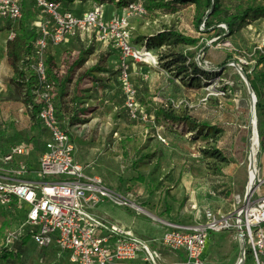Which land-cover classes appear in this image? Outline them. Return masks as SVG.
Returning <instances> with one entry per match:
<instances>
[{
	"label": "rangeland",
	"instance_id": "1",
	"mask_svg": "<svg viewBox=\"0 0 264 264\" xmlns=\"http://www.w3.org/2000/svg\"><path fill=\"white\" fill-rule=\"evenodd\" d=\"M18 1L23 8L21 19L26 18L30 22L34 18L35 1ZM85 1L75 0L78 4ZM91 1L99 3L102 0ZM174 1L105 0L107 8L104 9L102 5L103 14L106 17L108 8L113 7L120 15H124L129 12V3L143 4L145 14L130 18L135 36L133 43L141 47L149 39H163L160 38L157 41L159 45L157 43L154 48L146 46L157 60V68L146 63H132L130 84L138 90V99L142 104L150 100L159 107H171L181 116L191 115L197 124L210 128H194L188 123L165 124L162 117L156 118L154 126L150 122L131 118L125 107L126 93L118 76L109 83L103 75L94 74L93 79L84 83L81 96L84 104L96 99L93 90H101L106 97L102 102H97V106H101L97 110V118L102 123V131L100 133L99 128L97 136V172L105 177L106 182H112L117 176L115 180L118 179L119 184H130L127 191L136 197V202L161 220L176 218L172 220L200 224L206 222L207 211H212L219 218L231 217L239 207L237 197L244 199L247 190L254 135L252 95L244 67L256 79L259 78L264 89L261 77L264 63H257V57L264 54V16H250L236 26L234 34L219 35V27L224 25L204 31V24L200 27L196 24L195 6ZM222 3L230 15H236L249 7L264 5V0H222ZM7 25L0 21L3 56L0 66H8L6 43L10 32ZM75 37L84 47V66L93 65L97 61L94 54L97 44L95 36L82 34ZM181 52L190 56L186 64L197 63L208 76L199 75L195 78L190 74L193 70L190 67L188 71H183V66L174 61L177 53ZM224 54H230L231 57L226 60L225 66H221L217 59ZM77 56L76 52L74 58ZM0 77V127L16 119L18 113L31 117V109L25 101L27 96L22 92L24 85L20 83L16 86L14 80L8 82L1 71ZM12 91L15 93L12 94ZM152 113L156 116L154 110ZM62 122L69 126L67 119L62 118ZM206 147L219 149L229 161L207 159L202 153ZM261 156L264 157V139L259 137V146L252 161L257 171L253 189L257 187L259 178L264 179L260 174ZM31 176L36 177L34 174ZM113 187L117 188L118 185L113 184ZM262 188L264 192V184ZM243 204L244 201L240 207ZM18 207L25 208L23 205L9 207L0 203V250L11 245L14 240L9 243L11 235L19 237L20 232L24 234L30 228H21L24 219L11 212ZM96 211L126 227L131 226L121 222L119 216L163 226L144 213L137 214L111 201L101 203ZM143 237L152 239L148 233ZM21 241L16 239L15 245H11L13 252ZM23 242L18 244L17 258L1 259L0 264H63L58 256L36 248L32 241L27 243L24 239ZM249 249V241L241 239L235 227L211 233L205 254L206 264H235L243 254L245 259L242 264H256L254 256L253 259H247L246 252ZM161 252L167 264L176 259L174 252L164 248ZM176 253L182 255L179 251Z\"/></svg>",
	"mask_w": 264,
	"mask_h": 264
},
{
	"label": "built area",
	"instance_id": "2",
	"mask_svg": "<svg viewBox=\"0 0 264 264\" xmlns=\"http://www.w3.org/2000/svg\"><path fill=\"white\" fill-rule=\"evenodd\" d=\"M102 5L92 2L90 10L75 15L62 10L57 2L35 0L36 8L52 18V27L42 23L36 26L40 36L29 61L30 71L25 82L35 76L32 93L34 102L40 105L37 117L51 137L44 144L36 169L18 162V157L26 153L21 146H13L2 155L0 203L10 207L17 201L23 205L26 217L21 228L30 226L28 232L38 247H54L58 258H67L69 264H167L162 248L175 253L176 259L171 264H206L211 233L232 227L237 228L241 239L249 241L256 264H264V179L259 178L253 189L255 175L250 198L241 207L240 200L231 217L219 218L207 211L205 223L187 224L161 220L137 203L130 192L118 193L101 176L86 174L83 164L75 158L74 143L57 117L54 86L47 78L45 51L49 37L55 43H61L66 36L93 35L117 51L118 76L126 93L125 107L130 117L154 126L157 120L152 112L146 111L138 99V90L130 84L133 62L158 67L147 44L137 47L133 43L135 36L130 18L144 15L146 9L143 4L131 2L128 13L107 19ZM22 16L23 8L18 0H0V20L15 23ZM14 36L11 32L9 38ZM28 107L33 109L32 105ZM254 195L256 197L252 199ZM106 201L161 222L165 227L162 236L142 238L123 223L97 212L96 208ZM16 238L15 234L11 235L9 243ZM178 251L182 255L176 253Z\"/></svg>",
	"mask_w": 264,
	"mask_h": 264
},
{
	"label": "trees",
	"instance_id": "3",
	"mask_svg": "<svg viewBox=\"0 0 264 264\" xmlns=\"http://www.w3.org/2000/svg\"><path fill=\"white\" fill-rule=\"evenodd\" d=\"M51 1L57 3L75 2V0ZM104 1L105 0H102L101 2L99 1V3H104ZM174 2L181 4H193L195 6L196 11V24L198 27L204 24V31L216 29L219 25H225V27H219V35L234 34L236 26L250 16H264V5L249 7L242 14L230 15L228 11L225 10L222 0H175ZM5 22L8 24L7 27L9 32H13L15 34L13 38H8L6 43V58L8 60L9 65L14 70V82L16 86L20 83L24 85V87H22V92L24 95L27 96L25 101L27 105L33 106V109L31 110V118L35 120L38 125L41 126V123L37 117L40 105L34 102V95L32 93L33 85L36 84L35 76H31L29 78V82H25V79L28 76V71H30L29 61L33 56L35 43L40 36L39 29L35 26H31L26 18H23V20H19L18 25H16L17 22L14 23L8 20H6ZM160 38L162 37H159V39L157 38V40L149 39L147 42L148 46L151 45L149 46V48H154ZM111 55L112 53L110 51L103 52L98 56L97 61L93 65L86 67L84 66L86 61L85 53H79V55L73 61H70L68 59L66 60V69H63L62 67L59 68L52 55H46L45 66L47 78L49 82H51L54 86L53 94L56 114L61 122L62 128L67 130L70 133V136L71 132L69 128L81 124L83 121H85V119L82 118V115L86 114L87 108L81 107V105L84 104L83 97L81 96L84 83H88V81H90V78L93 79L94 74H99L108 71V59ZM229 57H231L230 54H224L223 57L217 59V61H220L221 66H225L228 62L226 60ZM2 58V50L0 48V62ZM188 58H190L189 54L181 52L177 53V56L174 61L183 66V71H188L189 67L192 68L193 70L190 74L195 78H197L199 75L208 76L207 72L201 70L197 63L189 62V64H186L188 62ZM257 63H264V54L259 55L257 57ZM248 71V68L244 67V73L248 78L251 87L257 97V127L259 137L261 139H264V89L260 85L259 78L256 79ZM261 77L262 81H264V72L261 74ZM149 105L151 106L150 109H148ZM143 106L144 108L146 107V111H148L149 113L154 110L156 113V118L162 117L165 124L188 123L194 125V128L199 126L210 128V126L197 124L195 119L191 115L181 116L179 114H176L171 107L170 109L159 107L157 104H154L150 100L144 102ZM62 118L68 120L69 126H66L62 122ZM202 153L207 159H219L222 162L229 161V159L224 156L222 152L217 148L206 147L202 150ZM28 166L30 169H34L36 167V163H29ZM141 180H143V178H141ZM17 204V201L12 202L10 204V207H16ZM11 212L15 214L18 218L25 219L26 217V208L18 207L16 209L11 210ZM16 239L22 240L21 243L24 239L27 241V243L30 240L36 248L38 247L31 239V234L29 232H26L24 234L21 233V235ZM16 239L11 241V245H15L13 243L14 241H16ZM21 243L18 242V244ZM18 244L17 247H14L16 249L14 250L15 252L12 251L13 247L10 244H8L9 246L7 248H2L4 250H0V262L2 261L1 259L8 260L9 258H12L13 260L14 258H17ZM22 244L24 245V242ZM38 248L40 250L43 249L47 251V253L50 252L53 256H57V251L54 247ZM246 254L248 255L247 259H253V253L251 249H249L248 253L246 252ZM60 259H62L63 264H69L67 258Z\"/></svg>",
	"mask_w": 264,
	"mask_h": 264
},
{
	"label": "crops",
	"instance_id": "4",
	"mask_svg": "<svg viewBox=\"0 0 264 264\" xmlns=\"http://www.w3.org/2000/svg\"><path fill=\"white\" fill-rule=\"evenodd\" d=\"M90 1L91 0H86L85 2H83V4H78L76 2H62L59 4L60 8L64 11H71L75 15H82L84 12L91 9L92 1ZM24 2L25 0H22V3ZM103 6L104 9L107 8L104 3ZM33 11L34 18L29 22L31 26L36 27L42 23L44 26L47 24L49 27H52V18L48 14L46 16H41L40 13L42 12L36 8L35 4H33ZM106 13L107 19H111L120 15V12L113 7L108 8ZM0 21L5 23L6 20L1 19ZM86 36L90 37V35L87 34ZM96 41V51L94 53L95 57L98 58L101 53L106 51H110L112 53V55L108 59V71L99 73L103 75V78H105V80L111 83L114 81L115 77L118 76V52L112 50L111 47H107L105 44L100 42V40L96 39ZM47 42L48 46L45 51V55H52L59 68L62 67L63 69H66L67 59L73 61L75 59L74 56L76 52L78 53V55L79 53L84 52V47L77 42V38L75 36H66L64 41L61 43H55L49 37ZM80 45L82 48L80 47ZM6 62L8 66H0V71L6 77V80H8V82H13L14 70L9 65L7 58ZM11 89L13 90L12 87ZM94 92L96 93V97H94L96 99L92 98L94 99H91L93 101L92 103H85L81 105V107L87 108L86 114L82 115V118L85 119V121H83L81 124L69 128L71 132V139L75 146V158L81 164H83L86 174L101 176L104 179L105 183L112 189L116 190L118 193L124 194L128 192L127 189L130 184H119V180H115L117 176L112 180V182H106L105 177L97 172V136H99V128L100 133L102 131V128L100 127V124L102 123L98 122L100 120L97 118V110H100L101 106H97V102H102L106 97L102 95L101 90H93V93ZM14 93L15 92L12 91V94ZM110 101H113V99H111ZM18 114L19 115L16 119L14 118V120H9L7 121L6 125H2V127H0V158L11 147L21 146L25 148L26 153L18 157V162L28 165L29 163H36L37 165L40 155L44 149V144L47 140L50 139L51 135L48 131L38 125V123L29 115L24 116L21 113ZM260 174H262L264 178L263 156L260 157ZM113 184H117L118 187H113ZM131 195L134 197L132 193ZM169 219L172 220L173 218ZM175 219L176 218H174L173 220ZM119 220L131 226L128 228L132 229L137 236H140L142 238H145L143 236H145L146 233H148L150 237H152V239L160 238L165 230V227L162 225L160 226L159 224L157 225L153 222L144 220L139 222V220L134 221L130 218L127 219L124 216H119ZM183 223L188 222L183 221Z\"/></svg>",
	"mask_w": 264,
	"mask_h": 264
},
{
	"label": "bare ground",
	"instance_id": "5",
	"mask_svg": "<svg viewBox=\"0 0 264 264\" xmlns=\"http://www.w3.org/2000/svg\"><path fill=\"white\" fill-rule=\"evenodd\" d=\"M253 145H254L253 146V151H252V154H251V160L252 161H254V156H255V154L257 152V149H258V146H259V137H258V135L254 136ZM255 174H256V171H255V168L252 165V167L249 170V182L247 184V190H246V193L244 195V199H241V201L247 202V200L249 198V195H250L249 194L250 193L249 190H250L251 185H252V183L254 181ZM237 200H238V202L240 201L239 197H237ZM243 261H244L243 256H240V258L235 262V264H242Z\"/></svg>",
	"mask_w": 264,
	"mask_h": 264
},
{
	"label": "water",
	"instance_id": "6",
	"mask_svg": "<svg viewBox=\"0 0 264 264\" xmlns=\"http://www.w3.org/2000/svg\"><path fill=\"white\" fill-rule=\"evenodd\" d=\"M245 74V73H244ZM247 78V77H246ZM248 85L250 87L251 90V95H252V106H251V110H252V117H253V123H252V133L253 135H258L259 137V133H258V127H257V115H256V103H257V97L256 94L254 92V90L251 87L250 82H248ZM250 166H252V160L250 157ZM252 188H250L249 190V194H251ZM243 259H245V255L243 254Z\"/></svg>",
	"mask_w": 264,
	"mask_h": 264
}]
</instances>
